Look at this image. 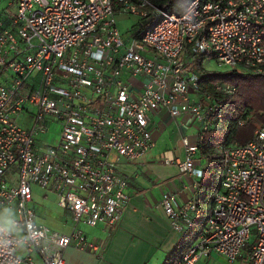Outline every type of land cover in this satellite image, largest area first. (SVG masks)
<instances>
[{
    "label": "built area",
    "instance_id": "obj_1",
    "mask_svg": "<svg viewBox=\"0 0 264 264\" xmlns=\"http://www.w3.org/2000/svg\"><path fill=\"white\" fill-rule=\"evenodd\" d=\"M118 14L145 22L129 44ZM198 56L264 78V0H192L182 14L149 0H0V213H15L19 231L0 220V264H35L34 256L65 264L70 247L98 255L102 243L81 227L120 223L131 191L117 165L154 149L150 117L160 109L199 123L195 144L182 137L183 159L164 154L163 162H176L201 187L198 143L237 89L218 83L203 95L207 104L194 99L201 85L190 63ZM25 115L33 118L30 129L18 125ZM54 125L58 143L40 141ZM219 182L204 224L191 217L196 199L180 206L163 194L175 230L198 227L176 264L215 255L232 264L250 242L249 264H264V125L248 143L223 150ZM33 185L58 195L73 218L70 235L37 222Z\"/></svg>",
    "mask_w": 264,
    "mask_h": 264
},
{
    "label": "crops",
    "instance_id": "obj_2",
    "mask_svg": "<svg viewBox=\"0 0 264 264\" xmlns=\"http://www.w3.org/2000/svg\"><path fill=\"white\" fill-rule=\"evenodd\" d=\"M203 95L200 91V94L192 96L207 104ZM199 127L197 120L190 117L173 120L165 109L151 114L149 129L155 141L154 149L136 161L122 160L117 165L118 173L128 182L131 191L120 223L115 227L105 224L95 228L84 226L82 230L87 238L102 243L103 248L96 255L70 247L65 251V264H176L180 254L195 242L198 227L183 232L175 230L165 214L161 199L164 193H171L176 196L177 205L183 206L199 198L200 187L195 185L192 176L181 174L176 162L164 163L163 156L167 154L176 161L182 160L185 153L182 137L187 136L190 143L195 144L198 134L190 131ZM196 163L202 168L205 166L203 160H196ZM122 165L124 168L133 165L131 176L119 172ZM9 178L12 180L14 175L10 174ZM66 214L72 216L70 212L66 211ZM12 215L16 214L2 211L1 222L4 224ZM199 215L198 210L191 217L198 222ZM12 231L19 233L16 229ZM239 260L247 264L243 258ZM34 262L43 264L39 256H34Z\"/></svg>",
    "mask_w": 264,
    "mask_h": 264
},
{
    "label": "trees",
    "instance_id": "obj_3",
    "mask_svg": "<svg viewBox=\"0 0 264 264\" xmlns=\"http://www.w3.org/2000/svg\"><path fill=\"white\" fill-rule=\"evenodd\" d=\"M149 1L155 8L167 14H182L192 0ZM144 23L138 22L133 27L141 29ZM200 57L206 58V56H198L196 60ZM190 64L192 69L194 62ZM201 70L207 73L205 78L198 77L202 93L214 94L215 86L218 83L231 84L237 89L234 96L224 98L223 119H209V128L204 133V139L198 143L199 151L196 160H203L206 165L203 167V183L200 187V196L197 199L200 215H204L208 213L207 208L211 205L213 196L219 188L220 182L214 187L213 180L218 177V181H220L223 150L236 144L248 143L253 138L255 131L264 125V78H255L248 73L240 75L237 71H233L225 76H220L222 79H217L219 75L208 73L202 66ZM241 122L242 124H240ZM209 191L213 192L212 196L208 195ZM204 219L197 223L204 224ZM251 245L250 242L241 257L245 261H248Z\"/></svg>",
    "mask_w": 264,
    "mask_h": 264
},
{
    "label": "rangeland",
    "instance_id": "obj_4",
    "mask_svg": "<svg viewBox=\"0 0 264 264\" xmlns=\"http://www.w3.org/2000/svg\"><path fill=\"white\" fill-rule=\"evenodd\" d=\"M118 20V28L120 33L122 34L124 40L129 44V40L134 39V37L137 35L139 29L136 27H133L138 22L137 17L133 16H126V15H117ZM201 66L204 70H206L210 74H216L219 75V78L222 79L220 76H225L228 73H232L233 71H237L238 74L242 75L247 73L246 70L242 68H236V69H224L219 67L210 57H206L205 59H202L200 57L198 60L194 61L192 71L197 75V77L205 78L207 73H205L203 70H201ZM12 82V80H10ZM193 91V90H192ZM33 123V118H31L29 115H25V117H20L18 120V125L24 129H30ZM200 129V127H199ZM199 129L196 128V130H191L190 133H196V135L199 132ZM58 130L56 128V125L50 127V131L47 134H41L38 138L40 141L55 145L58 143ZM206 166V165H205ZM204 166V167H205ZM133 165L130 167H123L119 166V172L121 174H125L127 176H131V172L134 171ZM218 177H216L213 180V185H218ZM33 202L31 204V207L34 209L37 222L48 228L51 232L57 233L60 235H70L72 230V216L66 214V211L58 205L59 197L57 194L50 190H45L40 188L37 185H33ZM212 191L208 192L209 196H212ZM206 217V213L204 215L198 216V222L201 221V219ZM16 215H12L11 219L7 220V222L4 223V226L10 230H13V223L12 219H16ZM82 226L81 228H83ZM66 232V234L64 233ZM254 236L252 237V241L255 242L257 231L255 228H253ZM240 259V258H239ZM237 260L235 263L232 264H242L240 260ZM247 264H249L248 261H246ZM199 264H231L228 263L224 258L219 256H212L211 258H205L203 259Z\"/></svg>",
    "mask_w": 264,
    "mask_h": 264
}]
</instances>
